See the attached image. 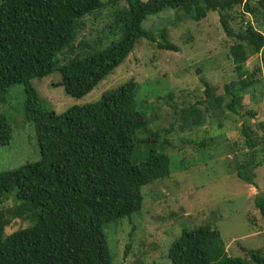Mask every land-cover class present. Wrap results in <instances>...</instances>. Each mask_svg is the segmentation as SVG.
<instances>
[{
  "label": "trees",
  "instance_id": "trees-1",
  "mask_svg": "<svg viewBox=\"0 0 264 264\" xmlns=\"http://www.w3.org/2000/svg\"><path fill=\"white\" fill-rule=\"evenodd\" d=\"M236 8L242 9L238 33L230 25ZM167 9L182 11L184 19L196 22L210 12L220 15L225 34L235 38L229 57L238 77L225 85L224 94L217 95L215 87L203 80L205 97L180 112L173 107L176 121L164 133L152 128L153 118L161 119L157 104L147 109L139 105L134 80L62 114L45 108L35 79L58 71L62 80L53 86L80 99L113 74L141 40L177 52L179 48L167 40V29L143 28L148 17ZM91 16L96 22L88 28ZM263 27L264 0H1L0 103H6L13 88H22V113L36 137L39 159L0 172V264H112L104 226L120 220L131 230L126 258L135 234L147 230L133 222V215L144 207L142 188L155 183L152 189L169 177L171 160L164 151L185 145L183 139L176 141L179 145L170 140L180 122L177 118L185 132L206 121L222 132L234 115L241 114L245 97L256 95L264 83L261 67L246 68L264 50ZM87 28L92 35L81 38ZM156 35L163 42H157ZM14 122L0 114V147H9L16 137ZM260 128L264 130V122ZM241 134L249 159L237 165V177L255 186L254 171L264 163V157L256 162L255 149L264 144V137L258 138L248 124ZM212 138L191 143L210 149ZM151 142L159 150L137 160V149H147ZM12 199L11 207L7 203ZM249 203L264 221V194ZM252 213L248 221L254 226ZM20 219L28 225L18 227ZM213 224L183 229L165 256L168 264H264V248L246 252L248 258L229 256L228 245ZM117 245L113 244L115 257Z\"/></svg>",
  "mask_w": 264,
  "mask_h": 264
},
{
  "label": "rangeland",
  "instance_id": "rangeland-1",
  "mask_svg": "<svg viewBox=\"0 0 264 264\" xmlns=\"http://www.w3.org/2000/svg\"><path fill=\"white\" fill-rule=\"evenodd\" d=\"M241 10L236 8L230 13V25L237 33L241 30ZM183 15L182 11L167 9L148 17L143 23L147 32L156 25L158 29H167V40L179 48L177 52L161 50L141 40L135 52L83 98H72L64 87L53 86L62 80L58 71L46 78L35 79L33 84L40 93L45 108L62 114L73 106L96 102L103 94L134 80L138 83L139 105L147 109L152 103L157 104L161 119L154 117L152 128L164 133L163 130L169 129L176 121L174 108L180 112L182 108L205 97L203 80L215 87L217 95L224 94L225 85L238 81L234 64L229 57V49L236 43L235 38H229L225 34L218 13L210 12L199 22L184 19ZM95 22V17L91 16L87 22L88 28L94 26ZM252 23L257 27L256 22ZM88 28L81 38L92 35ZM261 33L264 35V27ZM156 40L163 42L159 35H156ZM140 45L142 46L138 50ZM258 67L262 68L264 78V50L253 56L246 65L249 71ZM257 91L256 95L245 97L241 114L234 115L232 121L226 123V128L222 131L224 135L220 129L210 124L211 121H206L205 126L190 132L182 131V121L177 118L180 121L176 122L178 133L173 132L170 140L173 139L179 145L176 141L183 139L185 145H179L175 149L168 146L164 151L171 160V175L151 187L156 193L149 188L155 183L142 188L144 207L133 215V222L137 227L145 225L147 230L145 234L139 231L135 234L134 244L126 258L124 256L130 227L121 226V220L104 226L113 257L112 264L116 261V264H168L165 256L180 237L181 231L208 222L214 223L220 231L223 241L228 245L229 256L248 258L246 252L264 248V221L253 209V204L249 203L257 194H264V163L254 171L255 186L240 180L236 173L237 165L249 159L241 134L243 125L248 124L257 131L258 138L264 137V130L260 128V124L264 122V83ZM23 99L22 88L15 87L6 96V103H0V114L16 121V137L12 144L0 147V172L15 170L39 159L36 137L31 134L30 125L22 113ZM250 111L255 113L253 118L248 113ZM206 137H213L209 140L210 149H197L191 143H201ZM149 146L141 151L140 148L137 149V160L145 159L147 152L152 149L159 150L155 142H151ZM255 150L256 162H259L264 157V144H260ZM7 204L11 207L15 205L13 199ZM250 212H253L252 217H256L254 226L248 221ZM18 222V227L28 225L26 220L20 219ZM117 242L115 257L113 244L116 245Z\"/></svg>",
  "mask_w": 264,
  "mask_h": 264
}]
</instances>
